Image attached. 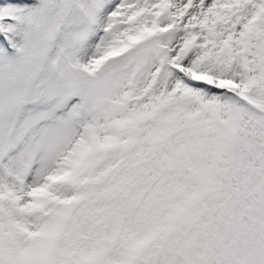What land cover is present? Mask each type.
Returning a JSON list of instances; mask_svg holds the SVG:
<instances>
[{
	"label": "snow or ice",
	"instance_id": "1",
	"mask_svg": "<svg viewBox=\"0 0 264 264\" xmlns=\"http://www.w3.org/2000/svg\"><path fill=\"white\" fill-rule=\"evenodd\" d=\"M0 264H264V0H0Z\"/></svg>",
	"mask_w": 264,
	"mask_h": 264
}]
</instances>
